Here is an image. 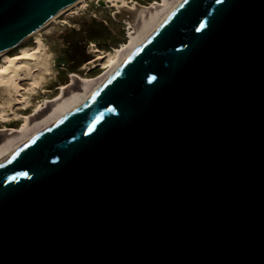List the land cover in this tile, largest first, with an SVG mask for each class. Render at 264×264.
I'll list each match as a JSON object with an SVG mask.
<instances>
[{"label": "water", "instance_id": "95a60500", "mask_svg": "<svg viewBox=\"0 0 264 264\" xmlns=\"http://www.w3.org/2000/svg\"><path fill=\"white\" fill-rule=\"evenodd\" d=\"M74 1L0 0V51ZM0 264H264V0H180L0 155Z\"/></svg>", "mask_w": 264, "mask_h": 264}, {"label": "bare ground", "instance_id": "6f19581e", "mask_svg": "<svg viewBox=\"0 0 264 264\" xmlns=\"http://www.w3.org/2000/svg\"><path fill=\"white\" fill-rule=\"evenodd\" d=\"M90 1L91 0H76L72 2V4L66 5L60 9L58 8L56 12L37 26L32 33H29L22 40L16 42L9 48L0 51V56H3L4 59V62L0 63V91L4 95L3 97H5H2L3 99L0 98V118L9 115V113H14V105L26 102V97L21 91L27 90L28 87L22 86L20 82H35L36 72L39 71L36 60L40 56L41 49H43V41L40 37H36L33 45H22L17 52L12 54L6 53L17 46L19 47V45L24 43L32 34L40 30L41 27L49 21H52L65 10L78 3H80V6H85L87 2ZM139 1L141 2V0ZM139 1L93 0V3L96 2L98 6L102 8L114 6V13H112L113 17L127 20L129 24L127 36L130 40L119 48L116 46H109V52L116 51V56L111 65L96 76L81 77L76 73L78 69L75 72H70V77H72L71 84L66 86L62 84L59 87L61 92L60 95L56 96L51 104L48 103V106L38 112L37 115L35 114L32 118L26 116V119L30 122H28L29 125L23 127L22 130L3 128L0 131V155L41 132V130L47 128L52 122L78 106L81 101H84L101 83H103L104 79L116 70V68L154 32L155 28L167 17V15H169L180 0H156L149 5L140 3ZM128 2L132 3L130 4ZM124 38L126 39V37ZM90 45V48H93L91 52H96V55L93 59L91 58L80 65L79 68L81 69L93 63H97L98 60L102 59V51L97 48L96 42L92 41ZM93 66L94 65H92L91 68H93ZM4 99H6V101ZM36 117L38 118L36 119Z\"/></svg>", "mask_w": 264, "mask_h": 264}, {"label": "rangeland", "instance_id": "374dc122", "mask_svg": "<svg viewBox=\"0 0 264 264\" xmlns=\"http://www.w3.org/2000/svg\"><path fill=\"white\" fill-rule=\"evenodd\" d=\"M155 1L141 0L139 2L149 5ZM114 9V6L99 7L96 2L93 3V0L87 2L85 6H80L78 3L49 21L19 47L6 53L17 52L22 45H33L36 37H40L43 41V49L36 60L39 71L36 72L35 82H20L22 86L28 87L27 90L21 91L26 97V102L14 105V113L0 118V131L3 128L22 130L29 125L30 121L26 119V116L32 118L35 114L37 115L48 106V103L51 104L56 96L60 95L59 87L62 84L65 86L71 84L70 70L76 68L79 76L93 77L111 65L116 51L109 52V46L119 48L130 40L127 36L129 29L127 20L113 17ZM92 41L96 42L97 48L102 51V59L93 63V68H91L92 65H88L81 69L79 66L82 63L93 59L96 55V52H91L93 48H90V42ZM69 53H71L70 58H68ZM1 62H4L3 56H0ZM73 64L76 67H73ZM3 96L0 91V98H5Z\"/></svg>", "mask_w": 264, "mask_h": 264}, {"label": "trees", "instance_id": "16d2710c", "mask_svg": "<svg viewBox=\"0 0 264 264\" xmlns=\"http://www.w3.org/2000/svg\"><path fill=\"white\" fill-rule=\"evenodd\" d=\"M88 38H90V37H88ZM69 54H70V55H69V57H68V58H70V57H71V53H69ZM82 64H83V63H82ZM82 64H81V65H82ZM73 65H74V64H73ZM73 67H76V66L74 65ZM79 67H80V66H79ZM76 70H77V69L75 68L74 70H70V72H73V71L75 72Z\"/></svg>", "mask_w": 264, "mask_h": 264}]
</instances>
